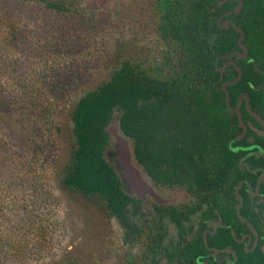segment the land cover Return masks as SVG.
I'll use <instances>...</instances> for the list:
<instances>
[{
  "label": "trees",
  "instance_id": "obj_1",
  "mask_svg": "<svg viewBox=\"0 0 264 264\" xmlns=\"http://www.w3.org/2000/svg\"><path fill=\"white\" fill-rule=\"evenodd\" d=\"M12 1L21 5L39 4L56 13L78 14L69 0ZM233 1L238 3V0L224 2L222 10L229 9ZM243 1L240 15L233 17L246 32L244 43L249 54L243 59H236L242 68V77L234 85H228V89L232 106L238 104L242 93L249 92L252 107L264 118V0ZM218 3L219 0H154L158 33L165 43L160 58L150 63L123 61L109 80L81 95L72 110L76 147L73 150L74 159L67 165L62 181L69 189L86 195H100L109 213L127 228L124 241L131 245L136 241L143 242L141 236L148 234L149 229L142 226L146 223L132 219L133 215H138L139 201L126 191L118 170L106 158V150L111 145L108 127L115 119L120 121L121 130L133 142L138 163L155 183L186 188L209 204L212 217L217 216L214 214V209H217L225 223L243 229L236 214L238 200L235 188L243 179H249L253 184L256 181L241 164L247 153L245 148L250 144L246 138L236 139L243 127L238 113L232 114L222 87L225 81L235 79L239 71L233 65L222 73L219 67L224 65L225 58L217 62L220 55L239 48V32L232 27H220L217 20L212 18L215 15L212 8ZM12 28L10 26V30ZM60 30L65 29H56L57 35L61 33ZM9 33L6 38L8 48L0 46V61L5 69L4 76L0 78V95H5V100L13 103V106H24L29 113L27 119L36 112L38 127L44 129L47 113L37 108L39 105L46 108L44 99L54 95L49 93L52 82L43 79L37 88L36 84L27 83L19 77L18 66L11 60L15 55L14 34ZM65 40L66 43L59 44L54 39L47 50L55 57V63L49 65V58H46L45 64H34L32 70L38 78L51 76L56 80L58 69H61L59 48L65 45L67 55L68 48L74 45L71 38L66 37ZM45 55L42 53L41 57ZM254 60L260 65V70L256 68ZM240 111L245 123L253 122L262 128V124L248 111L245 99ZM248 134H254L256 147L262 156L258 158L260 155L255 152L247 161L253 166L264 167V136L250 127ZM21 135L26 138L27 146L20 151L19 157L26 161L31 153L29 149L34 145L37 148L34 160L39 158L38 155L43 152L40 148L43 147L28 139L29 135ZM37 178L41 179V176L37 174ZM19 183L18 186L13 180L10 181L15 194L10 195L6 204L0 198V215L6 211L8 217L9 213L20 216L21 230L26 232L32 230L31 224L37 223L38 216L32 212L42 209L31 207V203L35 202V198L36 202L42 201L46 194H49L51 203L54 194L53 190L45 188L44 183ZM23 188L25 192L21 197ZM260 192L264 196V182ZM242 194L245 199L242 213L249 216L246 209L250 196L245 188ZM173 210L172 214H177L176 209ZM222 234L225 239H231L222 246L232 245L234 240L228 229H221L212 244L220 246ZM9 246L13 247L11 244ZM21 246L17 256H28L24 253L26 247ZM149 248L156 252L155 247ZM197 251L208 253L199 241L192 246V252ZM238 254L237 260L227 264H264L261 249L248 253L239 250ZM191 261L196 264L193 256ZM189 262L187 259L183 263Z\"/></svg>",
  "mask_w": 264,
  "mask_h": 264
},
{
  "label": "rangeland",
  "instance_id": "obj_2",
  "mask_svg": "<svg viewBox=\"0 0 264 264\" xmlns=\"http://www.w3.org/2000/svg\"><path fill=\"white\" fill-rule=\"evenodd\" d=\"M69 2L74 4L78 14L56 13L35 3L21 5L12 0H0V46L8 48L9 31L14 34L15 55L11 60L18 66L19 77L36 84L37 88L47 79L53 83H50L49 93L54 94L44 99L46 108L41 105L37 108L47 113L44 129L38 127L36 112L27 119L29 113L24 106H13L5 100V95H0V198L6 204L10 195L14 196L11 180L18 186L23 181L34 185L44 183L54 194L51 203L49 194L42 201L36 202L35 198L31 203L33 208H42L32 212L38 216L37 223L30 226L33 231L21 230L20 216L9 213L10 218L6 211L1 212L0 264H129L128 248L123 242L124 229L109 213L103 198L69 189L62 181L67 165L74 159L76 147L72 110L81 95L109 80L123 61L150 63L160 58L165 43L158 33L154 0ZM10 26H13L11 30ZM58 28L65 30L57 35ZM66 37L74 40L71 42L74 45L68 48L67 55L65 45L59 48L61 69H58L56 80L51 76L38 78L32 70L34 64H45L46 58H49V65L55 63V57L47 50L54 39L64 44ZM42 53L46 55L41 57ZM4 74L0 61V78ZM21 133L43 147L36 160L34 145L26 161L19 157L20 151L27 146ZM118 143L111 136L106 158L120 174ZM143 173L139 192L128 178L122 181L127 192L148 202L142 209H148L150 217H157L152 205L179 204L188 200L183 187L159 185L148 179L145 171ZM24 192L23 188L21 197ZM21 245L26 247L24 253L28 256H17Z\"/></svg>",
  "mask_w": 264,
  "mask_h": 264
},
{
  "label": "flooded vegetation",
  "instance_id": "obj_3",
  "mask_svg": "<svg viewBox=\"0 0 264 264\" xmlns=\"http://www.w3.org/2000/svg\"><path fill=\"white\" fill-rule=\"evenodd\" d=\"M227 1L229 0H219L218 5L212 8V12L215 13L212 18H215L219 23V26L222 28H234L237 32H239L240 38L241 32L237 30L235 23L238 27L241 26H239L236 18H234L233 15H240V12L244 6V1L238 0V3L233 1L234 4L229 9L222 10L221 7L223 6L224 2ZM241 2H243L242 8L239 11H235ZM233 18L235 19V21L233 20L235 23L232 22ZM233 53V56L225 58L224 65L227 64L225 70L231 69L233 65L236 66V64L240 66L236 59H243L249 54L248 52L247 55L239 58L238 56H241L243 53H245L243 48H241L239 45L238 49L222 55ZM253 62L255 64L257 61L254 60ZM259 122L262 124L261 121ZM245 124L247 126L246 131L244 126H242L243 131L236 137V139L241 140L246 138L250 144L247 148H245L247 153L243 156L241 164L244 166L245 170H248L253 174L252 180H255L256 182L253 184L251 180L243 179L237 184L235 188V196L238 200L236 205V214L238 219L243 224V229H236L233 225L225 223L223 216L220 214V212H217V209H214V214H217V216L212 217L210 215L211 210L209 204L207 202H203L197 196L188 192L186 188L184 189L188 193V200H183L179 204H166L164 206L159 204L155 207H153L151 204V207L157 210V217H150V211L148 209H142V206L146 207L148 202L144 200L141 201L140 198L136 197L139 201V212L137 216L133 215L132 219L141 222V224L143 222L146 223L142 226H148L149 232L148 234H143L141 236L144 238L143 242L136 241L133 243V245H131L130 243H126L124 241L127 228L120 223L124 229L123 242L128 248L126 258L129 264H185L183 262H185L187 259L190 261L189 264H192V256L195 258L196 264H227L238 259L239 250H243L244 252L248 253L257 249H261L264 252V196L260 192L261 184L264 182V167L253 166L247 161L249 156L254 155L255 152L259 153V149L256 147L254 134H248L249 127L254 130L255 133L264 136V134L261 133L264 130V125L262 124L261 128L253 122ZM241 134H243V136L238 138ZM260 154L261 153H259V155ZM261 156L262 155L257 157L259 158ZM151 180L153 181L152 178ZM244 185H246V187H244ZM173 187L181 186L175 185ZM243 188L247 190V193L250 196V203H248L246 209V212L249 216H246L242 213V209L245 205V199L242 194ZM198 204L200 205L195 207ZM174 208L176 209L175 211L177 213L175 215L172 214L174 212ZM115 218L117 219V217ZM221 229H228L230 231V234L233 236L232 240L235 241L231 242L232 245L222 246L226 240L231 241L230 238L225 239L223 236L224 234H222V243L220 246L212 244L213 238L217 234H220ZM197 241L203 243L204 247L208 250L207 254H201V252L198 251L196 253L192 252V246ZM152 246L156 248L155 253H153L149 248Z\"/></svg>",
  "mask_w": 264,
  "mask_h": 264
},
{
  "label": "water",
  "instance_id": "obj_4",
  "mask_svg": "<svg viewBox=\"0 0 264 264\" xmlns=\"http://www.w3.org/2000/svg\"><path fill=\"white\" fill-rule=\"evenodd\" d=\"M242 5H243V2L240 3L239 7H237L235 9V11H239L242 8ZM231 12H233V11H231ZM235 26H236L237 30L241 32V36L239 38V45L245 51V53H243L241 56H238L239 58H241V57L247 55V53H248V49H247L246 45L244 44V40L246 39V33L241 27H238L236 24H235ZM233 55H234V53L233 54H227V55H221V56H219L217 58V62L221 58L231 57ZM255 65H256V67L258 69H261V67L258 65L257 62H255ZM226 66H227V64L219 67L222 73L225 71ZM236 66H237L238 71H239L238 72V76H236V78L233 79V80L225 81L223 83L222 87H223V90L226 93L227 104L230 107V110H231L232 114L233 113H238L240 123H241L242 126H244L245 131H246L247 126H246V124L244 123V121L242 119V113L240 111V107L242 105L243 99H245V103H246L248 111L254 117H256L259 121H261L263 125H264V119L258 112L253 110L252 103H251V95H250L249 92L242 93L240 95V97H239L238 104L236 106H232L228 85H234L242 77V69H241V67L238 66L237 64H236ZM108 131L110 132L111 136H114V138H116L118 140V142H119L118 143V147H119V151H120L121 156L118 157V162H120V166L122 167V170L120 172V176H121L122 180H124V178H128L129 179V183H131V185L133 186L134 190L139 192L141 190V188H142L141 187V182L144 181L142 179L144 177V175H143L144 174L143 173L144 169H142L143 167L138 163V160L135 157L133 142L121 130L120 121L118 119L116 121H114L112 124H110V126L108 127ZM261 133L264 134V130ZM242 136H243V134H241L238 138H240ZM138 165H140V166H138ZM248 167H249V165H248ZM255 171H257V170H255ZM146 177L148 179L150 178V176H148V175Z\"/></svg>",
  "mask_w": 264,
  "mask_h": 264
}]
</instances>
